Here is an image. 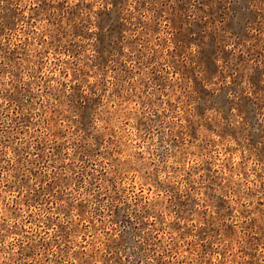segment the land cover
<instances>
[{
    "label": "clouds",
    "instance_id": "obj_1",
    "mask_svg": "<svg viewBox=\"0 0 264 264\" xmlns=\"http://www.w3.org/2000/svg\"><path fill=\"white\" fill-rule=\"evenodd\" d=\"M261 148L264 0H0V264H264Z\"/></svg>",
    "mask_w": 264,
    "mask_h": 264
},
{
    "label": "rangeland",
    "instance_id": "obj_2",
    "mask_svg": "<svg viewBox=\"0 0 264 264\" xmlns=\"http://www.w3.org/2000/svg\"><path fill=\"white\" fill-rule=\"evenodd\" d=\"M228 27H231V24H229ZM199 39L202 40L203 38L200 37ZM220 39H223V37H220ZM198 42H199V41H198ZM214 102H215V103H218V104H222V105L227 103V101H225V99H224V95H223V94H221V96H219V97H216L215 100H214ZM226 111H227V110H226ZM253 147H255L254 144H253ZM258 151H259V153L261 154V157L264 158V148H261V149H259ZM193 203H194V202H193ZM189 207H190V206H189Z\"/></svg>",
    "mask_w": 264,
    "mask_h": 264
}]
</instances>
